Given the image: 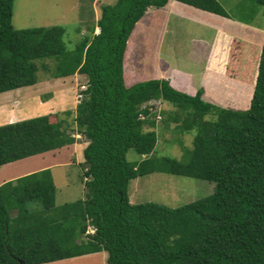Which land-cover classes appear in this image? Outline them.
<instances>
[{"label": "trees", "instance_id": "1", "mask_svg": "<svg viewBox=\"0 0 264 264\" xmlns=\"http://www.w3.org/2000/svg\"><path fill=\"white\" fill-rule=\"evenodd\" d=\"M172 1L107 3L68 50L64 26L16 28L14 0H0V93L38 83L41 66L53 78L83 75L72 129L88 139L84 198L57 205L49 167L0 185V264L99 251H107L108 264H264V36L247 51L256 55L233 59L226 70L243 80L240 96L232 94L239 107L206 99L204 87L190 93L168 78L140 79L128 68L135 35L152 9ZM176 1L180 12L187 4L231 17L219 0ZM232 87H218L217 97L224 101ZM152 100L172 104L169 120L197 131L189 161L148 156L157 145L144 129L156 124ZM70 127L56 114L0 125V166L76 143ZM130 148L141 161L128 159ZM158 170L215 182V191L178 207L132 202L130 182Z\"/></svg>", "mask_w": 264, "mask_h": 264}, {"label": "rangeland", "instance_id": "2", "mask_svg": "<svg viewBox=\"0 0 264 264\" xmlns=\"http://www.w3.org/2000/svg\"><path fill=\"white\" fill-rule=\"evenodd\" d=\"M115 1L14 0L13 24L16 28L62 25L65 28L66 47L68 50H73L101 16V7ZM219 1L231 17H224L196 7H183L184 11L180 12L178 6L175 5L177 1H172L163 8L152 9L151 16L135 35V46L129 59L128 68L144 77L140 79L146 80L156 77L163 78L164 73V75L168 74L167 72L176 66L175 68L192 72L194 75L192 86L186 85L185 88L195 89L202 86L200 85L202 74L209 69L208 65L211 62L214 64L213 71L218 74L219 79L224 74L225 80H222V85L220 84L222 88L227 83L235 84L228 90V96H225L224 101L216 97L218 90L213 85L212 87L208 86L207 94L205 90V98L211 99L215 103H225V106H229V103L232 104L231 101H233L234 105L239 107L231 97L237 95L238 92L240 96L244 86L241 89L239 86L243 84V80L234 78L233 75L232 78H226L228 76L225 74V70L233 59L243 58L245 54L247 57L257 54V51L253 53L250 50L249 54L247 51L263 38V35L260 38L251 27L264 31V5L254 0ZM92 6L95 7L94 10ZM228 22L230 23L228 24ZM231 29L238 33L231 32ZM99 30L100 28L97 27L95 32H99ZM239 34L243 37L236 36ZM245 61L246 58L243 59V64ZM48 62L49 65L54 64L53 61ZM43 63L44 61L40 60V66ZM38 75L40 77L38 83L2 93L0 101L5 102L10 98L7 108L26 109V114L23 116H29L31 113L36 115L56 114L57 117L64 118L70 124L69 132L79 139V142L73 146V151L70 147L55 152L49 151L36 155L37 158L34 156L31 160L24 158L25 160H21L19 163L27 164L20 170L27 167V170H30L32 166L36 168L52 165L49 168L54 173L57 187L56 204L62 205L85 197L83 173L87 164L82 150L88 139L84 134L73 130L72 127L76 126L73 120L76 116L77 105L82 99L79 97V92L87 79L80 74L66 78H53L42 66ZM245 79L248 83V78ZM195 83L198 85L194 88ZM219 93H221L220 90ZM212 95L214 97H211ZM150 105L152 109L150 116L156 121V124L154 126L147 125L144 129L146 133L152 132L147 133V136L156 139L157 145L153 153L148 156L174 157L181 161H189V153L193 150V139L197 131H185L183 126L179 127L180 125L174 120H169L168 114L175 109L172 104L152 100ZM11 108H9L10 113L14 110ZM12 117H14L12 114L8 116L9 119ZM0 121L2 122L4 119H0ZM181 123L183 122L181 121ZM127 157L130 161L135 162L141 161L143 158L133 148L129 149ZM4 175L5 177L10 175L9 169L1 173L0 180ZM215 186V182L206 179L158 170L134 178L129 185V194L134 203L153 201L170 207H178L210 196L214 193ZM94 230V227L90 226L88 231L94 232ZM92 259L96 264L97 257H91L86 262L81 260L79 264H92ZM98 262L107 264V260Z\"/></svg>", "mask_w": 264, "mask_h": 264}, {"label": "crops", "instance_id": "3", "mask_svg": "<svg viewBox=\"0 0 264 264\" xmlns=\"http://www.w3.org/2000/svg\"><path fill=\"white\" fill-rule=\"evenodd\" d=\"M175 2H176V0H175ZM177 3H179V2H177ZM182 7H186V6H182ZM92 8H93V10H94V6H92ZM101 9H102V7H101ZM181 9V8H180ZM99 19V18H98ZM97 19V20H98ZM96 20V21H97ZM230 22H228V24H229ZM99 28V26H96V28ZM95 28V29H96ZM252 29H254V31L258 34V36H264V31L262 30V29H259V28H253V27H251ZM100 31V30H99ZM231 32H234V33H238V32H236V30H234V29H231L230 30ZM96 33H98V32H96ZM236 36H239V37H241L242 35H236ZM243 37V36H242ZM259 40V39H258ZM176 66H174V68H172L170 71H168L167 73L168 74H166V75H164L163 74V78H168V79H170L171 81H172V83H173V85H175V87H177L178 89H180V90H183V91H187V92H190V93H195L197 90H198V87L197 88H195L197 85H198V83H195V85H194V88L195 89H193V90H190V89H186L185 88V85H188V84H190V86H192V82H193V77H194V75L192 74V72H188V70H182V69H180V68H175ZM227 68H228V66H226ZM227 68H226V70H227ZM226 70H225V74H226ZM227 75V74H226ZM202 76H203V78H202V80H201V84L200 85H202L201 87H204L205 88V90H206V94L208 93V86H211L212 87V85L214 86V87H216V89L218 88V87H221V85L219 84V81H221L222 82V80H224L225 78L224 77H221L220 79H219V77H218V74L217 73H215L214 74V72H213V70H210V69H208V70H206L203 74H202ZM213 76H215L216 78H217V80H216V78H214ZM64 78V77H63ZM66 78V77H65ZM156 78H162V77H156ZM175 78H176V83L174 82V80H175ZM226 78H232V76H230V75H228V77H226ZM230 80V79H229ZM227 83V82H226ZM231 86H233L235 83H229ZM240 85V84H239ZM242 85V84H241ZM240 85V87H239V89H241L242 88V86ZM244 85H245V83H244ZM26 87H28V86H26ZM222 88V87H221ZM19 89V88H18ZM15 90V89H14ZM10 91H12V90H10ZM6 92H8V91H5V92H2V93H6ZM2 93H0V94H2ZM211 97H214L213 95L211 96ZM217 97V96H216ZM234 97H232L231 99H233ZM6 99H8V96L6 97ZM10 99V98H9ZM9 99H8V101H0V119H4V121L6 120V122H4V121H0V125H2V124H6V123H10V122H15V121H18V120H22V119H26V118H30V117H35V116H39V115H44V114H39V115H36L35 113H31L29 116H23V115H25L26 114V109H20V108H11V107H8L7 108V105H9L7 102H9ZM236 99V98H235ZM232 102V104L231 103H229V105H232V106H235L234 105V103H233V101H231ZM5 103H7V104H5ZM9 108H11L12 110H13V112L12 113H10L9 112ZM6 110V112H4ZM10 114H12L14 117H12V118H14L13 120H11L12 118H8V116L10 115ZM48 114V113H47ZM50 114V113H49ZM16 118V119H15ZM79 141H77L76 143H73V144H69V145H66V146H64V147H61V148H58V149H55V150H51L52 152H55V151H59V150H62L63 148H68V147H70V148H72V150L71 151H73V146L74 145H76L77 143H78ZM87 144H88V141H86V145L84 146V148L87 146ZM69 149V148H68ZM47 152H49V151H47ZM51 152V153H52ZM41 154V153H40ZM36 155H39V154H36ZM36 155H32V156H29V157H26L25 159H27V158H29V160H31V158L32 157H34V156H36ZM35 158H37V156L35 157ZM24 158H22V159H19V160H16V161H13V162H10V163H6V164H4V165H2V166H0V176H1V173H3L4 171H7L8 169H9V173H10V175H8L7 177H5V175L3 176V177H1V180H0V185H2L3 183H5V182H7V181H10V180H13V179H16V178H18V177H21V176H23V175H26V174H29V173H31V172H35V171H37V170H40V169H43V168H47L48 166H45V165H43V166H39V167H36V168H34L35 166H32V168L30 169V170H27V168H25L24 170H20V169H22L23 167H25L27 164H25V162H22L23 164H19L20 162H21V160H25ZM38 161V160H37ZM32 164H36V163H32ZM56 164H59V163H56ZM50 166H52V165H50ZM49 166V167H50ZM4 167V168H3ZM54 167V166H53ZM52 167V168H53ZM27 170V171H26ZM52 174H54L53 173V171H52ZM54 177V176H53ZM83 180H85V179H83ZM55 181V180H54ZM84 184H85V182H84ZM84 184H83V186H84ZM84 189V188H83ZM96 255V256H95ZM93 258V257H97V260L96 261H106L107 260V258H108V253H107V251H99V252H95V253H89V254H84V255H79V256H75V257H70V258H65V259H60V260H56V261H51V262H46V263H41V264H79V263H81V260L82 259H84V258H87V259H90V258ZM92 261H93V259H92ZM93 264V263H92ZM97 264V263H96ZM108 264V263H107Z\"/></svg>", "mask_w": 264, "mask_h": 264}, {"label": "bare ground", "instance_id": "4", "mask_svg": "<svg viewBox=\"0 0 264 264\" xmlns=\"http://www.w3.org/2000/svg\"><path fill=\"white\" fill-rule=\"evenodd\" d=\"M20 89V88H19ZM22 90V89H21ZM19 91V90H18ZM14 93H15V91H14ZM9 94H11V93H9ZM6 95V94H5ZM7 96V95H6ZM96 256V255H95ZM88 259L87 258H84V259H82V262H86ZM92 263L94 264V261H92ZM96 263L97 264H99V262L98 261H96Z\"/></svg>", "mask_w": 264, "mask_h": 264}, {"label": "built area", "instance_id": "5", "mask_svg": "<svg viewBox=\"0 0 264 264\" xmlns=\"http://www.w3.org/2000/svg\"><path fill=\"white\" fill-rule=\"evenodd\" d=\"M83 88H85V86H83ZM82 96V94H79V97H81Z\"/></svg>", "mask_w": 264, "mask_h": 264}, {"label": "water", "instance_id": "6", "mask_svg": "<svg viewBox=\"0 0 264 264\" xmlns=\"http://www.w3.org/2000/svg\"><path fill=\"white\" fill-rule=\"evenodd\" d=\"M21 264H24V262H22Z\"/></svg>", "mask_w": 264, "mask_h": 264}]
</instances>
